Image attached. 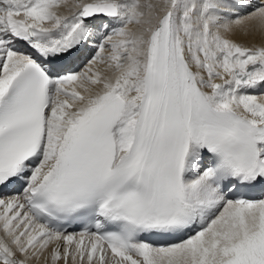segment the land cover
I'll return each mask as SVG.
<instances>
[{
	"label": "snow or ice",
	"instance_id": "1",
	"mask_svg": "<svg viewBox=\"0 0 264 264\" xmlns=\"http://www.w3.org/2000/svg\"><path fill=\"white\" fill-rule=\"evenodd\" d=\"M61 6L0 0V264H264V0Z\"/></svg>",
	"mask_w": 264,
	"mask_h": 264
},
{
	"label": "bare ground",
	"instance_id": "2",
	"mask_svg": "<svg viewBox=\"0 0 264 264\" xmlns=\"http://www.w3.org/2000/svg\"><path fill=\"white\" fill-rule=\"evenodd\" d=\"M74 0H67V6H61L60 8L57 9V11H60L58 14L61 15H67L69 10H72L71 5L73 4ZM151 3L153 4H157V5H163L164 0H150ZM46 26H50V25H46ZM237 39L240 40L241 43H244L248 46H251L253 44L259 45L262 42H264V39H262V37L259 34H254L252 36H248L246 38H240L237 37ZM86 63V62H85ZM84 65L81 64V68ZM79 70V69H77ZM109 75H111V73H108ZM252 94L257 95L258 97H260L261 95H264V92L260 91V90H254ZM62 251V249H61ZM30 264H51V260H50V249L46 252H44L39 260L33 259L30 261ZM60 264H63V262L61 261ZM69 264H71V260H69Z\"/></svg>",
	"mask_w": 264,
	"mask_h": 264
}]
</instances>
